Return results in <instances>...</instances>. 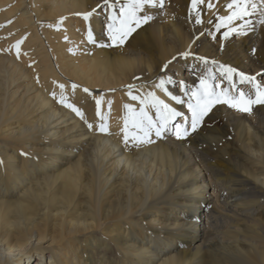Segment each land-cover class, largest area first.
Here are the masks:
<instances>
[{
  "label": "bare ground",
  "instance_id": "obj_1",
  "mask_svg": "<svg viewBox=\"0 0 264 264\" xmlns=\"http://www.w3.org/2000/svg\"><path fill=\"white\" fill-rule=\"evenodd\" d=\"M228 2L163 0L119 43V3L0 0V264H264V105L215 104L190 128L201 77L264 84L261 17L222 20ZM149 92L188 136L124 143L126 116L155 118Z\"/></svg>",
  "mask_w": 264,
  "mask_h": 264
},
{
  "label": "snow or ice",
  "instance_id": "obj_2",
  "mask_svg": "<svg viewBox=\"0 0 264 264\" xmlns=\"http://www.w3.org/2000/svg\"><path fill=\"white\" fill-rule=\"evenodd\" d=\"M193 5L203 3L204 0H192ZM106 6L115 8L116 3H119V14L110 17L112 23L108 25L110 29V38L119 43H123L127 37L135 30V27H139L141 23H147L152 17L150 15L141 13L145 12L146 8L156 7L159 5L163 7V0H113L110 4V0H104ZM209 7H212L209 4ZM226 7L231 10V14L222 17V20L232 22L234 20L243 21L241 28L248 25V17L259 14L261 17L260 22L264 24V0H229ZM85 19H88L92 13H82ZM63 19V18H61ZM116 21H119V26H116ZM196 23H202V20L197 17ZM135 25V27H133ZM219 27V26H218ZM231 31L236 29H230L229 32H225V37L230 35ZM89 39H92L91 31L89 32ZM94 42V41H93ZM189 53L185 52L182 55L187 56ZM207 63L205 58H200ZM166 67V66H165ZM224 67V71L227 74L226 78L231 81L232 73L236 72V69L231 67ZM241 82H247L252 85L253 91L245 93L243 90H238V94L233 95L230 90L225 88L220 92L215 89L219 88L220 85H211L207 78H200V88L193 91L189 96L188 108L191 111L190 128L191 131H195L202 121L203 117L211 110L215 104H228L230 107L245 113H250L254 105H264V84L255 81V77L247 76L244 73H239ZM171 82V78H169ZM165 80L161 79L157 87L163 88ZM61 88L64 85H60ZM76 87L75 84L72 85ZM86 92L88 89H84ZM166 90V89H165ZM55 95V93H53ZM171 95V93H169ZM148 97H151V107L155 108V118L149 114V111L145 107H141L139 113H133L131 118V124L133 131H129V118L126 116L124 121V128L121 131L124 133V143H151V136L153 133L156 137H161L166 131L171 130L173 134L178 138L188 136L189 133V120L187 117L184 118L182 123H171L183 114L165 103L163 100L155 96L154 93H147ZM194 98V102H193ZM132 99H138L137 96L133 95ZM172 99L180 101L179 97L173 96ZM61 103H64V99L61 98ZM100 101H97L99 105ZM145 101L141 99L143 105ZM68 107L72 108L77 115H82L80 110L74 105L69 104ZM128 107V106H126ZM89 128H92L91 124H88ZM101 132H107L108 129L105 124H101L99 127Z\"/></svg>",
  "mask_w": 264,
  "mask_h": 264
},
{
  "label": "rangeland",
  "instance_id": "obj_3",
  "mask_svg": "<svg viewBox=\"0 0 264 264\" xmlns=\"http://www.w3.org/2000/svg\"><path fill=\"white\" fill-rule=\"evenodd\" d=\"M105 10H106V8H105ZM213 79V83H216V78L215 77H213L212 78ZM178 83V82H177ZM179 117H176V119H178ZM176 119H175V121H176ZM174 123V122H173ZM101 252V251H100ZM102 253V252H101ZM100 255V254H99ZM109 255V257H110V259H111V261H115L118 257H116V255H115V253L114 254H108ZM25 261H23V263H24Z\"/></svg>",
  "mask_w": 264,
  "mask_h": 264
}]
</instances>
